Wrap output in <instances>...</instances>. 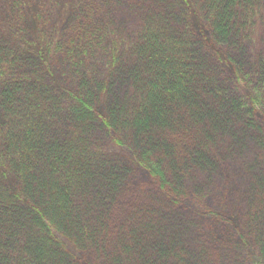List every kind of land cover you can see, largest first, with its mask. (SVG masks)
<instances>
[{
  "label": "trees",
  "instance_id": "obj_1",
  "mask_svg": "<svg viewBox=\"0 0 264 264\" xmlns=\"http://www.w3.org/2000/svg\"><path fill=\"white\" fill-rule=\"evenodd\" d=\"M26 6L36 36L6 0L0 37V264H223L234 240L264 257V56L245 58L264 0H75L59 34ZM245 149L235 215L210 185ZM196 201L208 242L181 216Z\"/></svg>",
  "mask_w": 264,
  "mask_h": 264
},
{
  "label": "rangeland",
  "instance_id": "obj_2",
  "mask_svg": "<svg viewBox=\"0 0 264 264\" xmlns=\"http://www.w3.org/2000/svg\"><path fill=\"white\" fill-rule=\"evenodd\" d=\"M19 1V0H18ZM23 2V7L27 13V21L31 23L30 27L27 26L26 38H34L36 25L31 18V14L28 12L26 2L28 7L34 12L38 13L44 11L50 18V24L48 28L50 31H55L57 34L66 26L69 20V6L72 1L75 0H20ZM6 0H0V37L7 35L10 31V26L4 21V15L6 10ZM20 21V19H19ZM18 18L13 22L14 36L12 39L17 43L18 40L21 41V37L25 36V33L20 37L18 28L25 27L24 22H19ZM113 26L116 36L123 40L121 36H128L134 32L138 26V17L135 11L131 10L129 7H125L123 12L116 14L113 18ZM20 38V39H19ZM248 50L246 51L245 58L248 61H253L258 56H264V14L263 18L258 21L256 30L252 35V41L248 45ZM105 141L103 144L105 145ZM107 145V144H106ZM109 149L114 154L123 155L127 153L126 150H121L116 146L110 145L106 148ZM222 152H228L223 150ZM239 153L235 156H226V163L224 166V171H226L221 176L215 178V180L210 185V190L212 192L210 202L213 204H218L224 207L226 211L230 210L235 214H240L241 210H238L237 206L242 204L243 195L245 191V173L243 172L245 166L252 160V154L248 149L243 151H237ZM206 209L203 207L202 202H195L193 205H188V209L181 212L182 219L185 221H190L192 219L195 224L200 226V230H195L193 227L194 239H204L209 240L210 236L205 229L206 225L204 223H211L208 220V216L205 214ZM237 213V214H236ZM234 244L231 247L222 251V263L223 264H264V257H262L257 250L251 247V244L244 246L240 243Z\"/></svg>",
  "mask_w": 264,
  "mask_h": 264
}]
</instances>
